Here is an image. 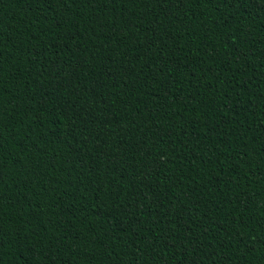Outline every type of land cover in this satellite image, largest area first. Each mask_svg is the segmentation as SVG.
Returning a JSON list of instances; mask_svg holds the SVG:
<instances>
[{
  "label": "trees",
  "instance_id": "obj_1",
  "mask_svg": "<svg viewBox=\"0 0 264 264\" xmlns=\"http://www.w3.org/2000/svg\"><path fill=\"white\" fill-rule=\"evenodd\" d=\"M0 264H264V0H0Z\"/></svg>",
  "mask_w": 264,
  "mask_h": 264
}]
</instances>
